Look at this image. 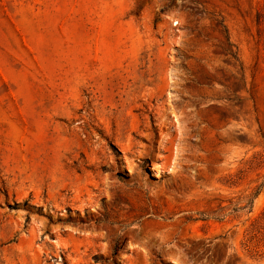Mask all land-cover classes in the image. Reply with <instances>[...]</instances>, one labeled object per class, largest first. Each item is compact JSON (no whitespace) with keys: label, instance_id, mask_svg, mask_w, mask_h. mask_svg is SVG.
Here are the masks:
<instances>
[{"label":"rangeland","instance_id":"1","mask_svg":"<svg viewBox=\"0 0 264 264\" xmlns=\"http://www.w3.org/2000/svg\"><path fill=\"white\" fill-rule=\"evenodd\" d=\"M0 264H264V0H0Z\"/></svg>","mask_w":264,"mask_h":264}]
</instances>
